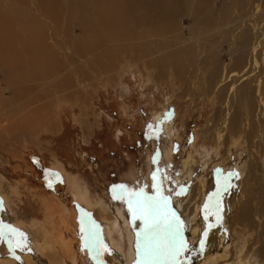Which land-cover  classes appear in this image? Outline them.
Wrapping results in <instances>:
<instances>
[{
    "label": "rangeland",
    "instance_id": "rangeland-1",
    "mask_svg": "<svg viewBox=\"0 0 264 264\" xmlns=\"http://www.w3.org/2000/svg\"><path fill=\"white\" fill-rule=\"evenodd\" d=\"M248 3L250 9L248 11L247 7L245 11L260 18L258 32L260 35L262 34L259 40H261L264 51V2L250 0ZM232 7L230 14L234 17L238 13V9L236 6L234 9ZM213 9L215 10V7ZM181 20L178 19V24H183V29L167 34L163 39L164 43H174L173 47L166 50H159L156 47L155 50L151 49L152 53L148 56L141 53V49L137 50L141 54L128 51L120 58L117 54L116 61L118 62L109 69L104 75L105 77L95 78V75L91 74L88 81L79 84L75 81V85H72L73 88L69 86L72 90H66L69 94L60 90L56 92L52 86L56 85L54 82L58 83L64 77L62 73L53 81L45 80L38 83L18 79L3 82L0 76V92L2 93L0 100L6 103L4 107L2 105L4 114L11 112L12 109L15 110L18 104H22L28 98L39 97L40 101L25 108L26 110H22V113L25 114L29 108L33 109L44 105L46 109L44 108L45 110L41 114H45L47 118L46 125L43 127H37L32 131L18 132L14 138L9 140L5 133L14 122L22 117V113L18 112L12 120L7 118V115L0 114V178L4 181L3 192L9 196L12 202V213L14 212L12 218L22 221L24 224L33 221L44 222L45 206H48L49 202L50 205H56L55 208L53 205L50 206L52 208L50 218L59 228L64 239L63 243L71 241L70 238L73 236V232H76L74 229L77 226L79 229L80 224L85 227L80 244L85 247L84 260L86 264H109L100 251L97 210H91L83 204L75 202L70 187L65 188L63 178L52 173L50 169L52 163L58 162L62 167L64 166L66 173L77 177L88 190L92 200L101 199L107 207L109 216L116 215V207L122 208L120 209L122 218L118 217L123 233L122 249L126 245L124 228L127 224L134 223L135 204L130 203L134 199V195L141 193V199L147 201L149 192L153 191L159 201L161 197L166 199L167 205L160 211L170 218L169 221L173 222V229L183 227L180 232L185 234L184 250L175 257L174 264L197 263V258L201 256L208 237V229L221 221L223 223V209L220 210L219 206L227 202L225 193L228 190L226 188L243 182L246 176L244 166L249 161L248 150L238 146V148L232 149L231 153H227L230 142H228L226 126L224 124V127L222 123L225 115L228 118L234 112L237 97L235 88H238L241 80L239 77H233V82H235L233 91L229 92L228 89L224 97H217L220 92V87H216L218 79L215 80L214 88L203 84L208 76V66L205 65L208 54L197 47V45H202L201 43L210 41L214 42L216 46L220 45V68L221 72L224 69V73L227 75L228 72L236 68L234 60L228 55L233 47L232 42L217 32L215 39L211 35H204L203 30L197 31L195 35L188 34L184 30L187 23ZM40 21L45 22L41 17ZM179 37H182L180 41L177 40ZM46 42L51 46L50 40ZM159 44L162 47V44ZM190 46L194 48L191 49ZM186 47L194 55L191 60L193 62L185 61L184 57L180 59L179 67L185 71L183 75L185 79L173 75V69L169 65L173 59L164 60L162 62L163 69H160V65L151 66V61L153 62L159 55L168 54L174 49L182 52ZM55 53H57L56 59L60 64L67 63L64 55L57 51ZM263 57L264 52L260 51L259 64ZM123 60L131 62L125 64V68L119 69L120 75L118 73L115 75L116 64L122 63ZM230 83L227 81L222 85L227 86ZM8 86L24 89L25 97L9 102L11 93L9 89L5 90L9 88ZM62 95L68 96L63 98ZM155 112H165L158 125L151 123L152 114ZM165 122L169 123L173 132L176 133V136L171 135L168 138V142L164 141L162 134V124ZM165 143L171 149L172 158L170 161H166L163 155V151L167 148ZM204 144L212 148L210 158L207 157V159H202L201 156V153H205L202 149L205 147ZM214 149L218 150L219 156L214 154ZM188 154L192 155L191 163H193H189L183 169L182 165ZM225 156H228L226 161H224ZM261 158L263 162L260 164H264V150ZM187 170H190L191 175H188ZM209 173H211L210 177H208ZM203 179L214 181L217 188L212 191L213 204L210 208L208 207L210 210L208 209L206 212L208 214L204 216L205 227L201 235L196 236L191 231L195 222L193 220L188 222L187 218H184L182 208L187 201L181 204L182 207H179V203L187 193H195V185ZM257 182L260 189H263L264 185L260 178ZM11 189H15L17 194L12 195ZM217 193H219L218 197ZM59 206H65L71 215L76 213L77 221L72 222L69 217L67 220L65 219L66 224H61L59 222L61 217ZM130 208L133 211H130ZM206 209H203L202 212ZM132 219L133 221H131ZM262 219V217L260 219L256 217V222H260L263 226ZM0 229L5 232L2 242H0V258L12 259L16 264H25L22 256L24 252H27L25 245L29 239L28 233L25 230L15 231V233L23 234L18 236L8 232L12 228L4 221L2 199L0 200ZM247 232H245L243 240L248 244L255 237L257 229L253 231L252 235ZM241 235L237 232L231 233V237L224 241L225 246L229 250L233 249V246L242 238ZM115 237L118 238L117 233H115ZM18 241L23 242L22 246L18 245ZM57 245L46 247V254L40 258L41 264H49L55 259L64 262V264H72L68 258L69 255L64 254L61 247ZM74 247L79 254L75 244ZM142 248L143 246H139V249L142 250ZM29 252L33 254V251L29 250ZM141 252L143 255V251ZM142 257V263H145L144 256ZM161 261L163 264H168L163 259L159 260V262Z\"/></svg>",
    "mask_w": 264,
    "mask_h": 264
},
{
    "label": "bare ground",
    "instance_id": "bare-ground-1",
    "mask_svg": "<svg viewBox=\"0 0 264 264\" xmlns=\"http://www.w3.org/2000/svg\"><path fill=\"white\" fill-rule=\"evenodd\" d=\"M249 1L222 0L221 3V0H0V76L3 82H9L10 79L27 80L30 83L45 80L53 81L62 73L64 77L58 83L54 82L56 85H52L56 92L59 90L61 92L71 91L70 87L73 88L75 81L78 84L88 81L91 74H94L95 78L104 76L118 62L116 61L117 56L120 58L122 54H126L128 51L135 53L141 51L148 56L152 53L151 49L156 47L159 50L173 47L174 43H164L163 39L165 35L183 29L184 25H179L178 19L187 23L184 30L188 34L195 35L197 31L203 30L204 35H211L215 39L217 32L232 42L233 47H231V52L228 55L234 60L236 68L228 72L227 75L224 73V69L221 72L220 68V45L216 46L214 42L210 41L201 43L202 45H197V47L208 54H206L205 59L207 61L205 65L208 66V68L206 67L208 76L203 84L209 88H214L215 80L218 79L216 87H220V92L217 97H224L228 89L229 92L233 91L235 84L233 77H239L241 80L239 81L241 84L235 88L237 97L234 112L228 118L225 115L222 123L223 126L224 124L226 126L228 142H230L227 153H231L232 149H236L238 146L247 148L249 161L244 166L246 174L244 183L239 182L236 186L230 185V183L229 188H226L228 190L225 193L227 194V202L219 206L220 210L223 209V223L221 221L208 229V237L196 264H264V225L256 222V217L258 219L262 217L264 224V186L263 189H260L261 187L257 182L260 178L264 185V164H260L263 162L261 157L264 150V57L260 64L258 62L260 51H264L261 40H259L262 34L260 35L258 32L260 18L245 11L247 7L248 11L250 9ZM261 1L264 2V0ZM234 6L237 7L238 13L232 17L230 9L231 7L234 9ZM40 17L45 20L44 23L40 21ZM181 39L182 37L177 38L178 41ZM47 40L52 42V47L47 44ZM159 43L162 44V47ZM190 48L194 47L190 46ZM137 50L140 51L137 52ZM56 51L64 55L67 59L66 64H60L57 61ZM192 55L194 54L188 47L182 52L174 49L168 54L159 55L150 64L151 66L160 65V69H163L162 62L173 59L172 63L169 64L170 68L173 69V75L185 79L183 77L185 71L179 67L181 65L180 59L184 57L185 61L189 62L192 60ZM130 62V60H123L122 63L116 64L115 75L117 73L120 75L119 69L125 68V64H130ZM227 81L231 83L223 86ZM8 87L5 90H10L9 102L25 97L24 89H17L18 87L15 86ZM26 92L28 91L26 90ZM1 96L2 93L0 92V99ZM62 96L67 98L68 95ZM38 98H28L7 114H4L2 109L6 103L0 100V114L7 115L6 117L12 120L18 112L20 114V111L22 113V110L40 101ZM44 108V105H40L33 109L29 108L25 114L22 113V117L6 131L7 139L14 138L18 132L32 131V129L46 125V115L41 114L46 109ZM164 113H153L151 123L153 125L160 124ZM162 125L164 141H167L171 135L176 136L169 123L165 122ZM202 149L205 152L201 153L202 159H207L212 148L205 145ZM163 152L165 160L170 161L172 153L169 145ZM213 152L219 156L217 149H214ZM191 156L188 154L183 162V169L191 163ZM226 160H228V156H225L224 161ZM63 167L55 162L51 164L50 169L52 173L63 178L65 188L70 187L75 202L83 204L91 210H97L99 216L97 233L100 251L107 263L163 264L159 260L142 263L141 251L143 248L142 250L139 249L138 252V246H144V234L152 222L150 218H146L141 213L137 215L135 211L133 227L127 224L124 228L126 245L122 249L123 233L118 219V217L122 218L120 210L122 208L116 207V215L109 216L103 201L101 199L92 200L88 190L80 183L79 179L66 173ZM186 172L188 175L190 174V170ZM210 176L211 173L208 177ZM208 179L199 180L195 185V193H187L182 197L183 202L179 203V207H182L181 204L187 201L182 208L184 218H187L186 221L188 222L190 220L195 222L191 231L196 236H200L205 227L204 216L208 214L206 212L213 204L212 191L217 188V185L213 183L214 181ZM3 182V179L0 178L4 221L13 230H25L28 233L29 239L25 245L27 252H24L22 256L25 264H41L40 258L46 254V247L50 248L54 244H58L57 246L61 247V251L69 255L68 258L72 264H86L84 260L85 247L80 244L82 232L84 233L85 230L82 224H80V229L79 226L74 229L76 232H73V236L70 238L72 242L63 243L64 239L59 228L50 218L52 212L50 206L53 205H50V202H47L48 206H45L44 222L33 221L24 224L22 221L12 218L14 216L12 202L9 196L3 192ZM11 194H17L16 190L11 189ZM150 200L159 202L153 191L148 194L147 201ZM206 204L207 209L202 212L206 208ZM59 210L61 213L59 222L61 224L65 223L69 217H71L72 222L77 221L76 213L71 215L65 206H61ZM169 220L170 218H168ZM169 222L172 232L178 230V239L184 242L185 234L180 232L183 227L173 229V222ZM182 224L184 225V222ZM256 229L255 237L247 244L243 240L245 232L248 231L247 234L252 235ZM161 230L163 234L168 233V229L163 228V226ZM234 232L242 234V238L233 246V249L229 250L224 241L230 238V234ZM115 233L118 234V238L115 237ZM69 234L71 235V233ZM167 242L166 240L165 243ZM231 242L233 243V241ZM74 244L79 254L76 252ZM84 244L86 246V243ZM29 250L33 251V254ZM0 264H16V262L9 258H0ZM49 264H64V262L55 259Z\"/></svg>",
    "mask_w": 264,
    "mask_h": 264
},
{
    "label": "snow or ice",
    "instance_id": "snow-or-ice-1",
    "mask_svg": "<svg viewBox=\"0 0 264 264\" xmlns=\"http://www.w3.org/2000/svg\"><path fill=\"white\" fill-rule=\"evenodd\" d=\"M155 179V177H153ZM123 188V186H121ZM142 194L137 193L134 195V199L130 203L135 204V211L144 214L146 218L151 219V224L144 234V246L143 256L146 262H153L163 259L168 264H174L175 257L178 256L184 250L183 241L178 239L179 231H171V223L168 221L166 214H162L160 209L166 207L167 200L163 197L160 201L150 200L146 201L141 199ZM219 193H217V197ZM207 208V204L205 205ZM133 211L132 208L129 209ZM163 228L168 229L167 234L162 233ZM9 233H13L18 236H22L21 233H15V230L9 229ZM5 236V232L0 229V242H2ZM168 241L165 243V241ZM9 243L11 241L9 240ZM22 241H18V245L22 246ZM202 243V242H201ZM139 252V246H138Z\"/></svg>",
    "mask_w": 264,
    "mask_h": 264
}]
</instances>
